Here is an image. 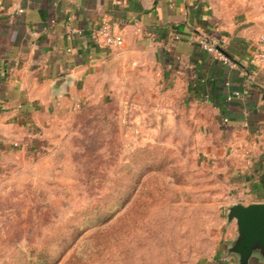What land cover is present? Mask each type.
<instances>
[{
    "label": "rangeland",
    "instance_id": "374dc122",
    "mask_svg": "<svg viewBox=\"0 0 264 264\" xmlns=\"http://www.w3.org/2000/svg\"><path fill=\"white\" fill-rule=\"evenodd\" d=\"M149 69L0 150V264H237L238 196L187 90Z\"/></svg>",
    "mask_w": 264,
    "mask_h": 264
},
{
    "label": "crops",
    "instance_id": "0c3cea01",
    "mask_svg": "<svg viewBox=\"0 0 264 264\" xmlns=\"http://www.w3.org/2000/svg\"><path fill=\"white\" fill-rule=\"evenodd\" d=\"M103 20L123 35L122 46L90 37ZM263 31L264 0H2L0 150H25L62 112L102 99L131 73L160 69L196 105L204 153L236 203L264 202ZM201 35L235 66L204 51Z\"/></svg>",
    "mask_w": 264,
    "mask_h": 264
},
{
    "label": "water",
    "instance_id": "95a60500",
    "mask_svg": "<svg viewBox=\"0 0 264 264\" xmlns=\"http://www.w3.org/2000/svg\"><path fill=\"white\" fill-rule=\"evenodd\" d=\"M227 221L235 222L236 234L228 243L226 256L235 257L237 264H264V202L233 203Z\"/></svg>",
    "mask_w": 264,
    "mask_h": 264
},
{
    "label": "built area",
    "instance_id": "2783aa9c",
    "mask_svg": "<svg viewBox=\"0 0 264 264\" xmlns=\"http://www.w3.org/2000/svg\"><path fill=\"white\" fill-rule=\"evenodd\" d=\"M2 5V0H0ZM17 11L22 13L23 8H18ZM90 37L98 44L110 45V46H122L124 44V37L121 33L115 30L114 24L110 20H103L98 28L90 31ZM199 46L206 52L215 56V58L221 60L224 64L229 66H235L234 61L226 54L224 48L214 39L207 35H201L197 38ZM256 58L260 64H264V31L261 33L258 40V52ZM234 95L239 96V92H235ZM231 97H229L230 99ZM228 121V119H225Z\"/></svg>",
    "mask_w": 264,
    "mask_h": 264
},
{
    "label": "trees",
    "instance_id": "16d2710c",
    "mask_svg": "<svg viewBox=\"0 0 264 264\" xmlns=\"http://www.w3.org/2000/svg\"><path fill=\"white\" fill-rule=\"evenodd\" d=\"M42 251V253L41 254H44V251L43 250H41ZM46 259H47V256H45V255H43V258L42 259H39L40 260V264H46Z\"/></svg>",
    "mask_w": 264,
    "mask_h": 264
}]
</instances>
